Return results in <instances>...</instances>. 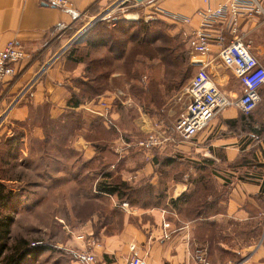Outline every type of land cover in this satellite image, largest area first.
<instances>
[{"label":"crops","instance_id":"1","mask_svg":"<svg viewBox=\"0 0 264 264\" xmlns=\"http://www.w3.org/2000/svg\"><path fill=\"white\" fill-rule=\"evenodd\" d=\"M66 1L70 5L67 9L43 0H0V50L8 41H14L24 54L20 61L11 65L12 76L4 78L0 85V136L10 134L12 130L20 133L18 151L21 155L17 152L14 158L17 165L23 159L28 161L27 148L32 143L40 147L38 143L44 138L45 130L43 122L63 123L68 117L78 115L79 126L67 142L72 155L61 154L60 158L61 164L64 162L61 159L73 160L75 167L70 173L75 172L78 165L94 160L101 144H106L114 159L110 169L118 160L125 161L128 170L119 173L122 180L134 185L140 182L155 185L159 175L154 172L150 152L132 156L128 151L131 145L118 138L100 140L87 137L91 132L90 124L97 117L93 113L96 107L92 105L99 97L111 93V88L95 99L81 87L93 83L94 74L88 67L92 66L91 60L104 56V49L83 48L81 52L87 51V55H78L77 62L67 57L68 48L62 54L56 55V52L101 15L110 0ZM208 1L213 7L223 0ZM256 1L264 11V0ZM133 6H141L163 18L162 12L187 16L190 22L176 25V29L190 32L199 24L195 13L203 4L201 0H143L139 3L131 0L128 7ZM261 19L257 14L243 17L238 20L237 31L243 40L250 41L252 55L264 68V23ZM98 23L100 21L89 27L73 46L80 47L87 33ZM222 27L217 31L227 36ZM229 40L230 36H227L224 44ZM218 50L219 45L211 40L209 52L202 61L220 92L231 99L236 98L242 87L232 71L218 61ZM116 66L117 63H113L114 70L108 74L109 86L121 77ZM73 95L81 99L75 108L68 106ZM258 95L259 103L248 115H241L236 108L228 107L218 112L189 141L178 140L168 144L172 153L187 160L191 176L204 169L200 176L215 187L206 197V204H210L215 212L195 220L177 214L169 201L188 192L189 184L183 181L168 182V196L160 207L128 205L107 196L109 209L122 213L120 222H103L95 212L92 222L87 221L82 226L84 233L78 234L79 238L74 240L72 247L75 250L86 249L88 238L97 240L99 247L90 249L95 257L94 264H125L129 244L138 249L142 264H197L193 253L203 242L216 245L215 249L221 256L240 257L237 262L225 256L216 262L219 254H208L209 264H264V231L256 243L253 237L249 241L244 238V233L248 237L254 229L259 230L264 218V85L258 90ZM112 117L111 113L110 119ZM152 130L150 125L145 132ZM157 130L162 132V129ZM48 146H44L43 151ZM59 178L66 177L60 174ZM73 178L76 182L79 180ZM16 184L19 185L18 182ZM11 190L14 194L18 191ZM162 222L169 224L167 239L162 238ZM198 228L201 229L199 236ZM210 229L214 231L211 240L208 239Z\"/></svg>","mask_w":264,"mask_h":264},{"label":"rangeland","instance_id":"2","mask_svg":"<svg viewBox=\"0 0 264 264\" xmlns=\"http://www.w3.org/2000/svg\"><path fill=\"white\" fill-rule=\"evenodd\" d=\"M130 5L131 0H110L107 7L100 13L103 15L100 25L111 30L116 29V24L120 22L134 23L127 27L126 36L114 32L111 39L116 46V55L121 48L127 60L132 55L133 80L131 85L124 81L123 62L118 60L116 68L121 77H118L110 86L106 84L107 88L108 86L111 88V93L99 97L94 104L104 101L109 106V117L112 113L113 122L117 128L116 135L121 141L129 138L136 141L143 134L146 135L145 130L152 125L153 128L166 129L165 134L173 139L171 142L173 143L177 139L173 138L169 130L184 109L186 100L183 92L193 73L190 53L181 33H178L179 30L177 31L169 20L141 6L128 7ZM261 22H263L262 19ZM262 31L264 33V30ZM244 41L250 42L247 39ZM68 44L69 41L56 54L59 52L62 54L65 49H71L74 45ZM97 87L102 89L101 84ZM170 150L167 145L163 154L180 158L178 154ZM27 151L28 161L23 159L15 165L13 170L14 175L18 176L20 188L8 198L3 213H0L1 218L10 219L6 240L8 249L4 255H9V249H15V246L21 244L20 242H24V250L31 248L19 264H77L72 254L75 247L72 246L75 243L74 240L79 238L78 234L84 233L82 229L84 223L92 222L95 209L101 208V217L114 223L118 216L115 212L110 213L107 206L110 205L108 198L102 196L92 198L93 195L89 193L88 188L93 181H83L81 183L83 188L78 186L80 184H77L74 178L72 179L73 173H70L75 167L73 160L61 159L64 161L61 164L62 156L56 152L53 143H50L44 151L43 148L32 143ZM17 152L19 153L18 149ZM181 159L184 162L182 161L180 165L178 161H175L176 159H173V163L166 167L164 172L169 177L183 173L180 181L186 183L188 176H191L190 165L185 158ZM6 169L7 173H11V167ZM60 174L66 178H59ZM131 183L127 182V184ZM164 185L165 195L168 196V182ZM196 187V192L192 191L194 189L192 186H189L188 192L182 194L185 195V199L180 202V213L182 212L185 218L193 216L192 210H197L207 203L206 197L215 190L210 183L205 185L202 182ZM159 190L158 192L161 191ZM149 195L150 193H146L143 189L140 194L129 197L139 199L143 205H146L150 204ZM114 211L119 210L114 209ZM262 220L259 230L254 229L248 237V234L244 233L245 240L249 241V238L253 237L254 242H258L264 231V218ZM198 231L201 230L198 228ZM216 247L212 244L205 245L203 242L197 245V248L205 250L206 257L208 254L218 253L217 260L214 258L216 262L225 257L232 262L239 260V256L236 258L221 256ZM19 249L21 252V248Z\"/></svg>","mask_w":264,"mask_h":264},{"label":"built area","instance_id":"3","mask_svg":"<svg viewBox=\"0 0 264 264\" xmlns=\"http://www.w3.org/2000/svg\"><path fill=\"white\" fill-rule=\"evenodd\" d=\"M43 1L62 9H67L70 6L66 0ZM201 1L203 6L195 13L199 19L197 28L190 32L181 31L190 53L191 65L195 69L193 76L184 88L186 100L184 109L171 126L173 138L183 142L192 139L208 125L218 112L228 107L236 108L242 115L251 113L259 103L258 90L264 85V68L252 55L249 43L244 41L237 31L238 20L243 17L257 14L264 22V11L260 5L256 0H223L212 7L208 0ZM160 14L175 25H186L190 22V18L187 16L165 12ZM93 21L79 35L71 38L68 45L77 43L83 33L93 25ZM220 26H223L222 29L227 36H230V40L225 44L227 36L223 32L217 31ZM211 40L219 45L216 55L218 61L222 66L232 71L242 87L241 94L236 98L231 99L220 92L206 71V64L202 58L208 54ZM23 56L22 49L14 41H8L0 50V85L4 78L12 76L11 65L20 61ZM92 106L96 107L93 113L97 117H101L105 125H109V106L106 102L99 101ZM157 129L153 128L152 131L146 133L145 138L136 141L134 146L144 148L148 152L173 141L165 134L166 129H162L161 133H158ZM161 228L164 231L162 238L167 239L169 224L162 222ZM85 246L86 249L72 251L75 261L80 264H94L95 257L91 250L98 248L99 243L95 239L88 238ZM193 255L197 264H209L204 249H196ZM125 264H142V257L134 244L128 245V257Z\"/></svg>","mask_w":264,"mask_h":264},{"label":"trees","instance_id":"4","mask_svg":"<svg viewBox=\"0 0 264 264\" xmlns=\"http://www.w3.org/2000/svg\"><path fill=\"white\" fill-rule=\"evenodd\" d=\"M161 17V16H160ZM163 18V17H162ZM165 19V18H164ZM168 20V19H167ZM171 22V21H170ZM134 23H126V22H120L117 25L116 29L113 28L111 30H108L105 27H102L100 23L95 25L86 35L85 40L83 41V44L80 47H77V45L73 46L69 52L67 53V57H70V59L73 62H77V56L80 54H84V56L87 55V51L81 52L83 48L91 49V48H102L104 49V56L100 58H96L91 60L92 66L88 67V69H91L94 77H93V83L91 84H85L82 85L81 90L83 92H86L91 97H96L101 95L105 90L108 88L105 86L107 83V77L109 72H112L114 70L113 63H117L118 60H121L122 63V72L124 76V81L131 85V81L133 80V76L131 74L132 70V55L128 57V60L124 58V54L122 53L123 48L120 49L118 55L115 54L116 46L113 43L112 34L114 32L120 33L122 36H126V30L129 25H132ZM171 24L176 27L174 23L171 22ZM181 33V30L178 31V33ZM114 38V37H113ZM79 49V50H77ZM78 51V52H77ZM76 52L78 54H76ZM113 53L115 55H113ZM170 53V51H169ZM112 65V67H111ZM191 69L193 70V73L191 77L193 76L195 69L192 66ZM90 70V71H91ZM190 77V79H191ZM135 79V78H134ZM189 79V80H190ZM189 82V81H188ZM98 84L102 85V89L97 87ZM188 84V83H187ZM104 86V88H103ZM81 103V99L73 95L71 99L68 102V106L70 107H77L78 104ZM242 115V114H241ZM43 126L45 128L44 130V138L38 143L41 148L44 146L49 145L50 143H53L56 152L59 154H69L72 155V153L67 149V142L71 138V136L74 134V131L79 126V116H70L66 121L63 123H60L59 121H50L46 120L43 122ZM90 134L87 136L88 138H94V139H100V140H110L113 138H117L116 131L117 128L113 122V120L110 119V124L105 125L104 121L101 117H96L93 119V121L90 124ZM171 134L173 135L172 129L169 130ZM20 133L15 132L12 130L10 134H2L0 136V213H3L5 202L8 200V198L12 195H14V190H19L20 185H17L16 182H19L18 176L14 175L13 170L15 168V161L14 158L16 156V152L19 145V139ZM145 138V134L142 135L137 140H142ZM136 140V141H137ZM136 141H132L127 139L124 141L126 144H130V149L128 150L132 156L138 155L141 153H147V151L144 148H138L137 146H134V143ZM170 143H165L163 146L159 148H153L149 150L150 154H152V158L154 160V172H156L159 175V179L155 185H150L148 182H140L138 184H127L124 180L120 177V172L122 170H128V168L125 167V161L124 160H118L116 162L113 169H110L111 163H113L114 159L110 155V152L106 148V144H101L98 150V156L91 160L88 163H82L81 165H78L75 169V172H73V177L79 178L77 180V183L80 188H83L81 183L83 181H93L91 186L89 185V193L93 195V199L99 198L100 196L105 198L107 196L112 197L114 200H116L119 203H127L128 205H137L143 208L147 207H160L165 201L167 196L165 195V182H172V181H180L181 175L183 173H177L176 175H172L169 177L168 174L164 172L165 168L168 167L172 162L173 159H176L175 161H178V164L180 165L182 160L180 158H174V157H168L165 154H163V151H165V148ZM160 148H163L162 150ZM161 150L162 152H159ZM11 167V173H7L6 168ZM163 170V171H160ZM199 169L200 172L202 173ZM13 173V175H12ZM7 174V176H6ZM201 174H196L195 176H188L187 183L189 186H192V191L194 190L196 192L198 185H200L202 182L207 184V182H204V179H202L203 176H200ZM16 178V179H15ZM97 178L96 181L94 179ZM116 181H115V180ZM15 182V183H14ZM159 187H161V191L159 190ZM145 190V192L150 193V204L143 205V203L139 199H134L132 197H129L130 195H136L140 194L141 190ZM199 189V188H198ZM158 190L160 192H158ZM130 192V193H128ZM185 195H181L174 201L170 200L169 204L171 207L179 214L180 216H184L182 212L180 213V202L184 201ZM96 213L100 216L101 221L103 222H111L101 217L102 209L96 208ZM110 213L115 212L117 217V221H115L114 224L119 223L121 220L122 213L120 211H114V209H109ZM212 212H215V210L212 208L210 204H204L199 207L197 210H192L193 216H188L186 219H203L206 218L209 214ZM185 218V217H183ZM10 223V219L8 217H0V264L3 261V264H19L22 260L24 255L29 251L28 247L25 250L23 249L25 247L24 242H20L21 244L15 246L16 248L9 249L10 253L9 255H4V252L7 251L8 247L6 246V240L8 236V225ZM203 229V228H202ZM201 230V229H200ZM198 231V230H197ZM210 236L208 237L209 240L214 238L213 229L209 230ZM199 236V231H198ZM204 239V237H201ZM21 248V252L20 249ZM38 248V247H36ZM19 253H14V252ZM233 258H236V256H230ZM232 258V259H233ZM208 259V258H207Z\"/></svg>","mask_w":264,"mask_h":264},{"label":"water","instance_id":"5","mask_svg":"<svg viewBox=\"0 0 264 264\" xmlns=\"http://www.w3.org/2000/svg\"><path fill=\"white\" fill-rule=\"evenodd\" d=\"M141 1H143V0H135V2H137V3L141 2ZM102 17H103L102 14L99 15L98 17H96V18L94 19V21H93V22H94L93 24H95L96 22H98Z\"/></svg>","mask_w":264,"mask_h":264}]
</instances>
